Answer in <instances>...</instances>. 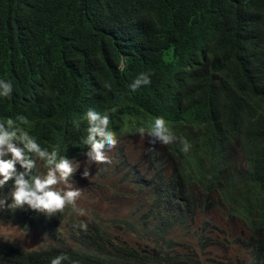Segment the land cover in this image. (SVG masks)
Instances as JSON below:
<instances>
[{
  "label": "trees",
  "instance_id": "16d2710c",
  "mask_svg": "<svg viewBox=\"0 0 264 264\" xmlns=\"http://www.w3.org/2000/svg\"><path fill=\"white\" fill-rule=\"evenodd\" d=\"M97 45L104 46L99 54L89 52H98ZM103 73L131 81L146 73L151 79L125 96L122 112L113 117L114 129L126 113L150 107L160 116L185 121L189 151L163 153L149 163L139 159L144 164L138 170L125 164L118 181L134 180L142 194L126 214L91 217L68 209L53 221L58 244L25 250L4 243L0 264H50L61 253L69 257L62 264H211L200 253L209 245L211 221L204 219L198 226L199 251L173 235L177 228L188 227L198 212L207 214L212 208L211 192L224 177V143L217 145L213 136L224 141L223 124L256 142L253 167L264 174V91L237 101L218 121L206 110L219 113L225 102L221 82L233 75L257 88L264 82V0H0V77L13 84L12 95L0 97V117L17 106L42 132V147L51 150L60 136L59 152L78 154L82 134L88 135L87 121L74 109L59 117L64 99L57 104L56 120L38 108H25L28 92L72 83L81 111L99 109L98 79ZM201 117L205 130L200 129ZM113 171L120 168L114 164ZM0 193L8 196V187ZM223 201L248 219L246 237H238L249 253L246 264H264L261 201L249 202L236 185L227 188ZM0 216L51 229L49 221L22 210L5 209ZM81 221L88 224L86 232L72 227ZM116 230L143 245L120 241Z\"/></svg>",
  "mask_w": 264,
  "mask_h": 264
},
{
  "label": "clouds",
  "instance_id": "9594fccd",
  "mask_svg": "<svg viewBox=\"0 0 264 264\" xmlns=\"http://www.w3.org/2000/svg\"><path fill=\"white\" fill-rule=\"evenodd\" d=\"M38 39L43 43L41 36ZM96 47L98 52L95 50H89V52L99 54L104 46L97 45ZM119 67L120 70H123L124 65L121 63ZM220 73L221 70L218 71L214 79L218 78ZM150 83V75L146 73L139 74L134 81L123 76L103 73L98 79L101 107L99 109L89 107L83 111L74 102L77 90L72 83L54 89L43 88L29 91L26 95L25 108H38L44 115L49 113L51 120H56L54 113L57 104L64 99L66 106L59 117L67 113L69 109H74L79 113L80 119L84 117L87 121L88 135L82 134L83 149L76 155L59 152L60 136L56 137L57 146L51 150L42 147V132L34 128L27 117L19 114L17 106L8 108L4 117H0V189L8 187L10 202H8V196L0 193V212L5 209L22 210L49 221L51 229H41L17 217L4 220L0 216V221L11 223L24 232L38 230L43 236L52 240V243L39 248L55 246L56 243L58 244L57 238L53 235L55 232L53 221L56 217L68 210L69 206L73 212L83 215V211L78 208L76 203L81 195V190L69 183L70 178H76L78 175L77 169L80 167L78 160L82 156L87 158L88 164H111L112 159L108 153L116 148L121 135L131 136L138 133L141 137L145 134L149 137L146 150L140 157V159H147L146 163L163 153L188 152L190 144L184 137L185 121L181 122L178 118H165L156 114L150 107H142L134 112L126 113L120 118L118 129H114L112 120L122 112L125 96ZM221 85L224 86L225 102L224 105H221L219 113H216L211 107L206 108L215 121H218L219 114L223 117L237 101L255 97L257 92L264 91V82L257 88L253 81L235 75L223 80ZM12 93V82L0 77V97H10ZM74 123L79 127L78 122ZM206 127V122L201 117L200 129L205 130ZM222 132L224 141L213 136L217 145L224 143L223 151H220L221 169L224 177L213 187L210 195L211 209L225 207L230 214L243 220L245 227L242 228V237L245 238L248 233L245 221L248 222V219L237 215L224 203L223 197L229 186H239V190L242 191L246 200L255 205H257V199L261 201L260 206L263 207L264 217V174L256 172L253 167L254 158L259 150L255 141L243 134L237 135L227 125L223 124ZM39 162L42 163L43 169H40ZM142 164H138L139 167L136 169L138 170ZM38 169L42 173H39ZM82 176L89 177L87 166L84 168ZM61 185L63 187H60ZM72 227L86 232L88 224L81 221L78 224H73ZM212 227L211 225L209 228L212 229ZM248 227L253 232L258 230L251 224ZM125 235L134 239L137 244L142 242L132 235ZM260 236L264 237V222ZM4 243L6 242H2L0 245ZM244 250L248 261L250 258L248 250ZM67 259H69L67 254L61 253L52 258L50 264H62ZM73 264H77V262L74 261Z\"/></svg>",
  "mask_w": 264,
  "mask_h": 264
},
{
  "label": "rangeland",
  "instance_id": "374dc122",
  "mask_svg": "<svg viewBox=\"0 0 264 264\" xmlns=\"http://www.w3.org/2000/svg\"><path fill=\"white\" fill-rule=\"evenodd\" d=\"M148 142L147 134L143 137L139 133L131 136L122 134L116 148L108 153L112 159L111 164H88L85 156L78 160L80 164L77 169L78 175L76 178H70L69 183L81 190V195L76 203L78 208L83 211V215L91 217L95 214L115 213L124 215L132 208V202L142 196L139 193L140 188L133 184L134 180L129 183L122 182L123 184L118 180L124 175L125 164L133 168L139 167V159L146 150ZM114 164L120 168L119 173L113 171ZM39 166L40 169H43L42 163ZM86 166L89 168V177L82 176ZM38 172L42 173L39 169ZM131 175L132 173L127 174V176ZM68 208L72 211L71 206ZM73 214L80 215L77 212H73ZM204 219L211 220L213 227L208 233L209 245L200 252L203 261L211 264L226 262L229 264H246V251L238 241V237L243 236L244 221L238 216L230 214L225 207L211 209L207 214L198 212L195 220H192L188 227L175 230L174 239L199 251L201 246L197 241V235H200L198 226ZM61 227L64 231L69 230L68 226L61 225ZM116 234L120 241L137 244L134 239L117 230ZM2 242L14 243L24 249H37L52 243V240L43 236L38 230L24 232L11 223L0 221V243ZM142 243L143 241L141 245H143ZM178 248L179 251H184L181 247L178 246Z\"/></svg>",
  "mask_w": 264,
  "mask_h": 264
}]
</instances>
